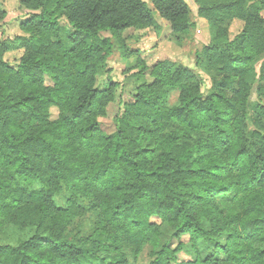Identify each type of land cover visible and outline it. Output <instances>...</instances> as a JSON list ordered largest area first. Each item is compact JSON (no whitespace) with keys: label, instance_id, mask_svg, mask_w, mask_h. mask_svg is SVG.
I'll return each mask as SVG.
<instances>
[{"label":"trees","instance_id":"obj_1","mask_svg":"<svg viewBox=\"0 0 264 264\" xmlns=\"http://www.w3.org/2000/svg\"><path fill=\"white\" fill-rule=\"evenodd\" d=\"M195 2L207 91L126 36L160 31L158 15L181 43L195 27L186 0H20L24 34L0 41V264H138L147 244L153 264L188 245L179 264H264V0ZM116 49L140 83L107 133L119 84L100 77Z\"/></svg>","mask_w":264,"mask_h":264},{"label":"rangeland","instance_id":"obj_2","mask_svg":"<svg viewBox=\"0 0 264 264\" xmlns=\"http://www.w3.org/2000/svg\"><path fill=\"white\" fill-rule=\"evenodd\" d=\"M146 1L148 5L153 8L152 0ZM186 1L191 6L192 19L194 20L195 27L187 35L182 37L181 43H178L175 37L172 36L169 23L160 18L157 14L158 23L162 26L160 31H156L154 28L139 31L130 29L126 32V36L129 37V46L133 49L140 50V56L149 66L162 59L177 60L198 74L199 79L203 84V89L207 91L210 87L211 78L197 66L196 57L201 52L203 47L210 43V26L205 19L198 16V6L195 0ZM242 27V21L238 19L234 20L229 29L231 37L233 38L237 35L241 31ZM104 35L108 36L109 33H104ZM18 57V53L11 54L9 56V61L15 63ZM263 60L264 55L260 61ZM134 61L135 57H131L127 61L122 57L119 49H116L109 58L108 71L102 73L100 77V82L102 84H106L108 79H113L119 84L117 89V100L110 105L111 108L108 112V116L101 119L102 127L107 133H112L115 130L113 122L115 115L120 111L122 102L131 99L136 86L140 83L138 80L139 77L137 75H133V72H128L126 69V67ZM259 69L260 63L256 66L254 78H257ZM47 82L51 83L49 79ZM175 100L176 95H174L172 102ZM253 100H258L256 95H254ZM51 113L53 119L58 118L59 111L57 108H52ZM170 232L171 230L169 226L164 225L160 237L161 244L168 241ZM156 250L157 249L151 244L145 245L138 258V264H153L156 257L154 254ZM192 258H194L193 251L191 246L188 245L182 252L179 253V261L173 264H179Z\"/></svg>","mask_w":264,"mask_h":264},{"label":"crops","instance_id":"obj_3","mask_svg":"<svg viewBox=\"0 0 264 264\" xmlns=\"http://www.w3.org/2000/svg\"><path fill=\"white\" fill-rule=\"evenodd\" d=\"M189 4V3H188ZM0 5L7 11V17L3 22H0V41L5 36L23 35L24 33L19 28L21 20L29 16V11L24 10L20 6V0H0ZM191 7V6H190ZM21 52H9L6 58L9 59L11 54ZM111 107H109L108 111Z\"/></svg>","mask_w":264,"mask_h":264}]
</instances>
